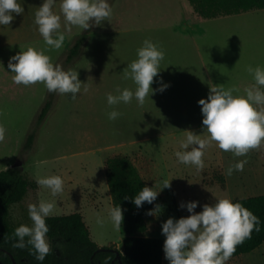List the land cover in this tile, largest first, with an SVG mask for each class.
I'll use <instances>...</instances> for the list:
<instances>
[{
    "label": "rangeland",
    "instance_id": "374dc122",
    "mask_svg": "<svg viewBox=\"0 0 264 264\" xmlns=\"http://www.w3.org/2000/svg\"><path fill=\"white\" fill-rule=\"evenodd\" d=\"M18 2L24 12L21 15L14 14L15 19L10 25H0V38L4 34H11L23 40L26 27L27 40L12 48L17 50L20 47L19 50L23 51L31 46L44 50L54 65L61 63L64 66L63 60L68 50L85 30L75 25L70 27V31L66 30L57 2L53 10L61 15L59 31L65 34L66 41L60 49L50 48L38 28L34 29V10L37 11L42 0ZM109 3L112 13L97 24L91 33L88 47L83 51L84 56H79L74 66L73 63L72 67L65 68L78 72L82 85L77 99H71V94L59 95L38 132L32 151L27 155H22V150L34 119L46 99L47 88L43 82L31 84L30 90L17 99L7 90L8 85L0 81V126L4 128V138L0 140V171L18 164L23 174L35 182L39 177L50 175H59L63 179L61 193L53 196L49 189L37 184L38 188L30 190L22 202L11 206V221L17 227L32 224L28 214L29 204H39L41 200L54 201L56 206L48 217L80 213L93 242L123 253L124 229L122 225L115 228L109 218V210L114 204L105 160L126 153L131 147L142 152L143 155L137 153V158L131 160L148 187H154V191L159 193L146 216L148 231L144 235L161 238L164 242L162 223L170 217L179 219L189 215L186 209L180 208L182 202L198 201L195 211L200 212L203 204H212L218 198L228 197L234 201L264 195V143L249 150L246 156L237 157L212 142L204 150L205 166L200 171L194 165L178 163L175 152L182 150L180 142L186 138L185 130L196 134L202 132V115H198L195 107L189 110L190 114L188 112L189 95L194 96L189 91L188 80L181 88L182 95L188 96L184 100L185 110L184 106L179 105L178 98L174 102L168 83L166 90L155 91L150 98H145L142 105L133 98L127 104L121 102L109 106L108 93L117 95V88L135 91L136 85L119 81L110 84L95 81L88 73L86 76L83 74L86 68L84 62L89 56L91 58L94 48L108 49L111 46L126 49L127 58L135 60L137 49L145 39L164 50L174 40L171 27L170 33L165 27L178 25L180 17L184 16L189 22L202 24L204 33L197 39L204 57L208 51L207 45L214 46L218 42L215 48L217 52L222 53L227 60L239 61L235 67L223 69L221 77L224 81L241 79L243 82H252L254 79L247 71L248 66H264V9L209 22L195 13L188 0H109ZM7 48V45H0V64L6 58ZM159 70L151 85L153 89L159 88V83L155 82L157 79H163V75L168 79L169 71ZM197 75L201 76L198 70ZM183 77L188 78L187 73ZM112 110L122 115L116 120H109L107 113ZM244 159L247 163L243 171H233L230 176L226 174L230 165ZM220 177H224V185ZM166 181H171L170 187L163 188ZM98 217L103 219V224L97 223ZM46 238L52 247V242ZM163 264H169L165 254ZM226 264H264V244L249 254L228 260Z\"/></svg>",
    "mask_w": 264,
    "mask_h": 264
},
{
    "label": "clouds",
    "instance_id": "9594fccd",
    "mask_svg": "<svg viewBox=\"0 0 264 264\" xmlns=\"http://www.w3.org/2000/svg\"><path fill=\"white\" fill-rule=\"evenodd\" d=\"M59 2L60 12L65 21V29L70 31L72 25L88 29L90 22L99 24L112 13L109 0H42L35 13L34 23L47 46L60 49L65 36L61 29V15L53 8ZM23 7L18 0H0V25H10L15 15H21ZM164 51L149 39L137 49V58L124 69L126 78L136 85L135 91L117 88V95L107 94V104H127L133 98L143 104L146 97L155 91L163 92L169 85L161 79L158 89L151 85L157 77ZM2 65V64H0ZM3 66V65H2ZM8 69L13 82L25 86L43 82L49 92L71 94V99H77L81 91V81L78 72L64 68L51 62L50 56L44 50L31 46L10 57ZM247 71L252 75L255 84L245 88V95H234L236 88L225 89L221 85L210 87L207 98L198 101L202 113V132L196 134L185 130L186 138L180 142V148L175 152L178 163L194 165L197 171L204 168V150L212 142L223 151H231L241 157L251 149L264 143V66H248ZM7 72V71H6ZM9 73V72H8ZM122 114L116 110L107 113L109 120H116ZM4 138V128L0 126V140ZM247 160H238L226 170L227 175L233 171H243ZM37 184L50 190L53 196L63 191V179L59 175L39 177ZM171 182V181H170ZM166 181L163 188L170 187ZM159 193L154 187L144 186L134 197L125 196L139 208L144 202L151 204ZM198 201L182 202L180 208L189 213L186 217L168 218L162 223L161 234L165 237L163 251L169 264H226L236 250V246L251 235L252 230L259 224L256 217L240 202L230 198H218L212 204H203L202 211L196 212ZM54 201L41 200L39 204H29L28 214L32 224H21L15 229L18 240L14 248L24 249L31 246L37 261L42 262L51 251L47 240L49 228L46 218L55 208ZM151 214V213H150ZM109 218L115 228H120L123 221V210L117 205L109 210ZM101 217L98 224H103ZM25 237L28 239L25 240Z\"/></svg>",
    "mask_w": 264,
    "mask_h": 264
},
{
    "label": "trees",
    "instance_id": "16d2710c",
    "mask_svg": "<svg viewBox=\"0 0 264 264\" xmlns=\"http://www.w3.org/2000/svg\"><path fill=\"white\" fill-rule=\"evenodd\" d=\"M195 13L203 19H215L253 10H263L264 0H188ZM91 26L76 38L63 60L64 70L70 67L81 55L97 24ZM61 65V63H56ZM60 93L47 90L46 99L40 108L30 132L26 138L22 155H27L33 149L38 132L46 117L54 108ZM24 158V156H22ZM20 163V162H19ZM23 160H21V164ZM107 181L114 206L119 205L123 210L122 227L123 250L120 260L110 250L113 247H100L90 237V232L80 213L66 216L47 217L49 228L47 237L52 242L51 251L40 262L35 259L31 246L24 249L14 248L13 243L18 240L15 236L17 226L11 221L10 209L12 205L22 202L30 190L38 188L34 180L23 174L22 168L10 167L0 171V263L14 264H163V239L145 236L148 231L146 216L153 207V202H144L137 207L131 199L144 187L148 186L139 170L128 155H115L105 162ZM225 184L224 177H220ZM249 209L259 224L254 227L251 235L236 246L235 252L229 260L244 254H249L264 244V195L237 199ZM28 238L25 237V240Z\"/></svg>",
    "mask_w": 264,
    "mask_h": 264
},
{
    "label": "crops",
    "instance_id": "0c3cea01",
    "mask_svg": "<svg viewBox=\"0 0 264 264\" xmlns=\"http://www.w3.org/2000/svg\"><path fill=\"white\" fill-rule=\"evenodd\" d=\"M34 13H36V10H34ZM247 13L250 12L204 20H207L209 22H219L230 17L239 16ZM18 19H20L19 16ZM201 25V23L197 24L196 22H189L186 17L181 16L178 25L173 24L166 26L165 28H167L166 30L168 31V33H170L172 29L171 34H173L174 40L173 44H171L170 47L163 50L164 58L159 65V69L162 68L163 71L164 69L169 71L167 72L168 76L166 75V78L168 79H165V75H163L162 80L163 82L168 83L171 86L170 92L172 93L174 102L178 98L179 105L181 107L184 106V110L186 103L184 102V100L188 99V96L182 95L181 88L182 84L186 83V81L188 80V85H190L189 91L191 93H194L193 97L189 95L188 112L190 114L189 110L195 107V110H197L198 115H202L201 106L198 104V101L202 98H207L211 86L221 85L225 89L236 88L238 89V91H235L233 93L234 95H245V88L255 84L254 81L243 82L241 79H236L234 81L223 80V78L221 77L223 69L235 67V65H237L239 61L227 60L224 58L222 53L217 52L215 48L218 47V42H215L214 46L207 45L206 48H208V51L205 53L204 57L201 53V47L197 39L198 36H202L204 33V30ZM169 27H171V29ZM37 28L38 27L35 24L34 29L37 30ZM27 29L28 28L26 27L24 28L23 37L25 38L23 40H21L20 37L14 38V36L11 34H4L0 38V45L2 47H5V45H7L8 47L6 58H3L1 63L3 66L1 65L0 69V81L3 84L6 83L8 85L7 90L11 91L14 94V97H16L17 99L21 98V95L24 94V92H26L27 90L29 91L31 85L25 86L23 84L18 85L14 83L12 79V74L8 67L6 68V66L8 65L10 57L18 53L20 51L19 49H21L20 47H18V49L16 50L12 48V46L27 40ZM29 31H31V27ZM88 43L84 47L83 51L87 49ZM83 51V54L81 53L82 56H84L85 54V51ZM126 52V49H123L122 47L118 46H111L108 49H102L101 47L94 48L91 58L89 56V58L84 62L86 68L83 69V74L86 76V73H88V76H92L93 80L99 81L101 83L105 82L110 84L111 82L119 81V83L135 84L130 78H126L124 74V69H126L127 65L133 61L127 58L128 56ZM75 63L72 66H74ZM185 69H187V71H185ZM197 70L201 74L200 77H198L197 75ZM6 71L7 74L5 77ZM186 73L188 75V78L183 77L186 76ZM159 81L160 80L157 79L155 82L158 83ZM257 107L264 109V105ZM133 148L134 147H131L128 152L119 155H128L131 159H136V155H138L137 153L143 155L141 151H139L138 149L133 150ZM104 162H106V160Z\"/></svg>",
    "mask_w": 264,
    "mask_h": 264
},
{
    "label": "water",
    "instance_id": "95a60500",
    "mask_svg": "<svg viewBox=\"0 0 264 264\" xmlns=\"http://www.w3.org/2000/svg\"><path fill=\"white\" fill-rule=\"evenodd\" d=\"M17 165H14L13 167H17ZM100 250H110L116 253V259L120 260L121 258V252L118 249H105V248H101ZM10 257L12 258L14 264H16V262L14 261V258L12 257V255L9 253Z\"/></svg>",
    "mask_w": 264,
    "mask_h": 264
},
{
    "label": "flooded vegetation",
    "instance_id": "af4514ba",
    "mask_svg": "<svg viewBox=\"0 0 264 264\" xmlns=\"http://www.w3.org/2000/svg\"><path fill=\"white\" fill-rule=\"evenodd\" d=\"M116 254V253H115ZM1 264V263H0Z\"/></svg>",
    "mask_w": 264,
    "mask_h": 264
}]
</instances>
